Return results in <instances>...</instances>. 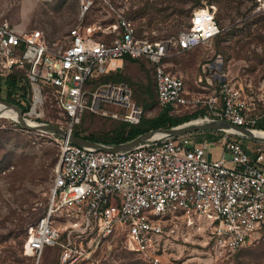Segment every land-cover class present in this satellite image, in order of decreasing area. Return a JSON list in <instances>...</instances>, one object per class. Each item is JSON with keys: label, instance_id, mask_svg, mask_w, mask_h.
Listing matches in <instances>:
<instances>
[{"label": "built area", "instance_id": "built-area-1", "mask_svg": "<svg viewBox=\"0 0 264 264\" xmlns=\"http://www.w3.org/2000/svg\"><path fill=\"white\" fill-rule=\"evenodd\" d=\"M92 2L82 0L81 12ZM111 27L118 33L108 41L93 37L94 26L81 31L80 25L63 39L50 40L40 28L17 26L0 7V76L23 69L39 95L41 86L51 89L70 132L86 111L139 123L141 108L127 83H94L121 69L127 55L151 63L160 106L173 109L194 102L183 77L165 60L220 33L213 6L194 8L176 38L137 37L121 15ZM212 70L206 79L218 80L217 88L200 118L257 129L260 115L250 111L241 89ZM242 140L226 131L224 150L211 157L213 143L191 134L127 151L80 146L60 137L48 203L26 227L24 253L33 257L32 264H42L46 248L57 251L54 264H97L98 249L118 239L143 261L165 264V221L177 212L205 218L216 245L229 252L240 249L264 222V153L252 159Z\"/></svg>", "mask_w": 264, "mask_h": 264}, {"label": "rangeland", "instance_id": "rangeland-1", "mask_svg": "<svg viewBox=\"0 0 264 264\" xmlns=\"http://www.w3.org/2000/svg\"><path fill=\"white\" fill-rule=\"evenodd\" d=\"M81 4L82 0H0L1 9L14 24L21 28H40L50 40L63 39L69 29L80 25L81 31L83 27L94 26L93 37L108 41L118 33L111 27L118 15L133 24L137 37L176 38L188 26L194 8L213 6L220 33L207 44L165 60L174 73L183 77L189 97L194 101L170 112L182 116L209 111L206 100L218 83V80L209 83L206 79L212 66V73L218 69L226 80L241 89L252 113L264 114V0H93L83 13ZM120 70L104 82L122 81L129 85L132 100L141 108L140 121L157 115L161 107L157 103L151 63L146 59L126 61ZM21 82L27 90L22 98L25 119L67 125L51 89L41 86L35 113L31 112L35 88L26 76ZM0 99L9 100L2 78ZM112 110L115 108L111 107ZM121 122L125 121L86 111L71 129L106 138ZM60 137L50 131L25 129L11 116L0 115V264L34 261L24 253L25 229L43 213L48 203L59 159ZM211 149L215 156L218 143L212 144ZM21 157H24L22 163ZM21 167L22 173L14 177V172ZM210 230L209 222L203 217L179 212L170 216L162 235L168 259L165 264H264V222L243 247L233 252L216 245ZM56 255V250L46 248L42 264H54ZM96 257L97 264H149L118 239L107 247H100Z\"/></svg>", "mask_w": 264, "mask_h": 264}, {"label": "water", "instance_id": "water-1", "mask_svg": "<svg viewBox=\"0 0 264 264\" xmlns=\"http://www.w3.org/2000/svg\"><path fill=\"white\" fill-rule=\"evenodd\" d=\"M0 103L16 110L17 116L14 120H16L25 129L50 131L63 138L68 139L70 142L75 143L77 145L92 147L95 149H101L106 151H127L140 145L152 143L159 139H163L167 137H175V136L191 133L197 130H215V129L226 130V131H232L234 133H238L245 137L264 141V136H258L257 134L255 135L253 133L254 130L248 127L231 123L230 121H227L222 118L207 121L198 117L195 119L184 121L174 126L158 127L155 129L147 130L125 142H121L117 144H105L84 138L82 136H75L65 127L60 126L59 124L56 123L35 122V124H29L26 121L25 117H23L24 114L23 110L17 104L5 99H0Z\"/></svg>", "mask_w": 264, "mask_h": 264}, {"label": "trees", "instance_id": "trees-1", "mask_svg": "<svg viewBox=\"0 0 264 264\" xmlns=\"http://www.w3.org/2000/svg\"><path fill=\"white\" fill-rule=\"evenodd\" d=\"M138 59H144V58L142 57L132 58L129 55H127L124 57V62L135 61ZM119 71L121 70L119 69L116 71H111L108 74L100 75L97 79L94 80V83H101V82L107 81L105 79H108V77H110L111 75ZM152 71H153V68H152ZM24 76L26 75L23 69H13L5 76H0V78H2V80L5 82L7 86V97L9 101H12L13 103L17 104L23 111L25 110V107H24L25 105L22 103V98L26 95V92H27L26 85L21 82ZM154 84H155V80H154ZM155 91H156V85H155ZM156 98H157V93H156ZM157 103H158V99H157ZM160 107H161V110L157 115L151 118H147V119L143 117L142 120L139 121V123L137 124L121 122L120 124L117 125L114 132H112V135L106 138H95L92 135H84L79 130H76V129L75 130L71 129V133L75 136H82L84 138L98 141V142L105 143V144H117V143L128 141L147 130L155 129L158 127L174 126L184 121L190 120L192 118H196L198 117L199 114L201 116H204L206 114L205 112L204 113L193 112L187 115L176 116V115L171 114L170 110L172 108L170 105L160 106ZM23 158L24 157H21V160H20L21 163H22ZM22 167H24V163L22 164ZM22 167L19 168L17 172H14L13 174L14 177H17L18 175L22 173L21 171ZM26 232L27 231L25 229V235H26Z\"/></svg>", "mask_w": 264, "mask_h": 264}, {"label": "crops", "instance_id": "crops-1", "mask_svg": "<svg viewBox=\"0 0 264 264\" xmlns=\"http://www.w3.org/2000/svg\"><path fill=\"white\" fill-rule=\"evenodd\" d=\"M214 66L215 65H213V67ZM210 68H212V66H210ZM253 130H259V131L264 130V114L260 115L258 127H257V129H253ZM225 132H226V130L215 129V130H197V131H193V132L187 133V134H191L197 140L207 139L210 142H212L213 144L218 143L219 151L217 154H215V156H213L212 149L210 148V156L211 157H218L222 153V151L224 150ZM227 132H230V131H227ZM258 136H260V135H258ZM242 142H243L244 148L247 150V152L249 153V155L251 156L252 159H256V157L259 153H261V152L264 153V141L249 138V137L246 138L245 136H243Z\"/></svg>", "mask_w": 264, "mask_h": 264}, {"label": "bare ground", "instance_id": "bare-ground-1", "mask_svg": "<svg viewBox=\"0 0 264 264\" xmlns=\"http://www.w3.org/2000/svg\"><path fill=\"white\" fill-rule=\"evenodd\" d=\"M39 100V94H38V91L35 90V100H34V104H33V107H32V111L31 112H35L36 113V104H37V101ZM41 100V99H40ZM0 113L2 115H9L11 116L12 118H16L17 116V112L15 109L9 107V106H6L2 103H0ZM39 115V114H38ZM26 121L29 123V124H35V121H32V120H28L26 119ZM253 133L255 134H258L260 136H264V130H254Z\"/></svg>", "mask_w": 264, "mask_h": 264}]
</instances>
